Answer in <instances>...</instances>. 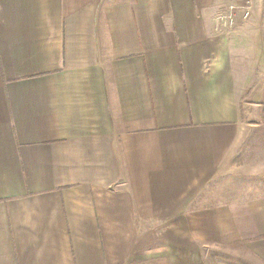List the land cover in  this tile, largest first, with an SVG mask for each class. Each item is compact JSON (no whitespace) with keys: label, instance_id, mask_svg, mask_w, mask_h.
<instances>
[{"label":"crops","instance_id":"1","mask_svg":"<svg viewBox=\"0 0 264 264\" xmlns=\"http://www.w3.org/2000/svg\"><path fill=\"white\" fill-rule=\"evenodd\" d=\"M0 0V264H264V0Z\"/></svg>","mask_w":264,"mask_h":264},{"label":"built area","instance_id":"2","mask_svg":"<svg viewBox=\"0 0 264 264\" xmlns=\"http://www.w3.org/2000/svg\"><path fill=\"white\" fill-rule=\"evenodd\" d=\"M252 0H239L238 2L228 4L225 11L214 16V25L217 31H232L235 29V23L238 17L247 19L250 14Z\"/></svg>","mask_w":264,"mask_h":264},{"label":"rangeland","instance_id":"3","mask_svg":"<svg viewBox=\"0 0 264 264\" xmlns=\"http://www.w3.org/2000/svg\"><path fill=\"white\" fill-rule=\"evenodd\" d=\"M250 11H251V8H250ZM215 18V17H214Z\"/></svg>","mask_w":264,"mask_h":264}]
</instances>
